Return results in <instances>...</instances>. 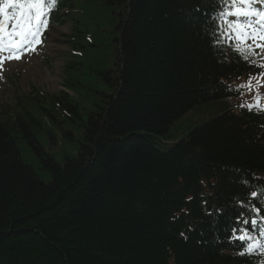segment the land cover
<instances>
[{
  "label": "trees",
  "instance_id": "trees-1",
  "mask_svg": "<svg viewBox=\"0 0 264 264\" xmlns=\"http://www.w3.org/2000/svg\"><path fill=\"white\" fill-rule=\"evenodd\" d=\"M216 11V0H57L48 24L69 28L64 90L31 88L0 106V264L264 261L260 249L239 255L246 245L233 238L240 229L259 238L264 227V197L250 196L264 189V109L232 106L176 125L264 72L215 45ZM98 36L109 55L97 72L103 88L92 90L80 76ZM42 138L74 143L75 153L58 161Z\"/></svg>",
  "mask_w": 264,
  "mask_h": 264
},
{
  "label": "rangeland",
  "instance_id": "rangeland-1",
  "mask_svg": "<svg viewBox=\"0 0 264 264\" xmlns=\"http://www.w3.org/2000/svg\"><path fill=\"white\" fill-rule=\"evenodd\" d=\"M2 19L3 17H0V20ZM44 31L45 37L41 36L42 43L35 46V52L29 50L20 59H7V50L0 52V62H2L0 63V106L14 107L15 98L18 96L29 97L31 88L48 95L57 94L58 91L64 90L62 87L63 58L60 54L67 50V47L62 43L65 41L63 36L69 33V28L65 24L62 27H49L48 30ZM108 43L109 41L103 39L102 36H98L95 39L96 49H90L91 54L87 58V67L85 70L86 76H80L81 82H85L86 80L92 83L88 85L89 89L101 90L103 88L102 83L96 80H100L97 72L105 69V62L103 61L107 58L108 51L106 46ZM249 43L252 42L249 41ZM252 78L251 91L243 88L239 96L198 106L185 115L182 120L178 121L176 125L183 122L193 124L192 121L197 124L204 123L220 114L225 108L232 106L240 107L242 104L256 106L259 103L260 106L264 107V77L252 76ZM249 79L250 77L240 78L234 83L238 86L245 85L249 82ZM67 93L70 97L77 95V92ZM192 114L194 116L190 119L191 117L189 116ZM190 127L189 125H185L183 132L187 131ZM178 139H181L180 135L173 142ZM42 144L58 161H61L64 157H71L75 153L74 143L61 142L60 139L56 140L54 146L50 145L48 147L50 142L47 138H42ZM21 152L22 158L33 166L36 173L42 175L37 161L29 150L25 146H21Z\"/></svg>",
  "mask_w": 264,
  "mask_h": 264
},
{
  "label": "snow or ice",
  "instance_id": "snow-or-ice-1",
  "mask_svg": "<svg viewBox=\"0 0 264 264\" xmlns=\"http://www.w3.org/2000/svg\"><path fill=\"white\" fill-rule=\"evenodd\" d=\"M56 2L57 0H2L0 52L7 50V59H20L29 50L35 52V46L42 43L41 36L49 22V10ZM257 3L261 5L259 8L256 7ZM216 7L219 11L212 17L215 45L220 47L227 43L242 59L264 69V64H255L256 59H264L261 56V53H264V0H216ZM249 41L252 43H248ZM256 49H260V52ZM260 76L264 77V72L260 73ZM252 79L250 77L249 82L240 85L237 90L247 88L251 91ZM241 107H249L251 110L249 105L242 104ZM256 107L260 108L259 103ZM243 183L246 184L247 181ZM250 196L253 199L264 197V189L252 191ZM241 204L243 206V202ZM250 211L259 215L260 209L253 206ZM261 220H264V217H261ZM242 222L251 223L253 228L258 225L257 219H243ZM239 231L241 234L236 236V230H233V238L241 240L246 245L245 250L239 252V255H251L255 249L264 252V227L259 232V238L246 229ZM261 264H264V261H261Z\"/></svg>",
  "mask_w": 264,
  "mask_h": 264
}]
</instances>
